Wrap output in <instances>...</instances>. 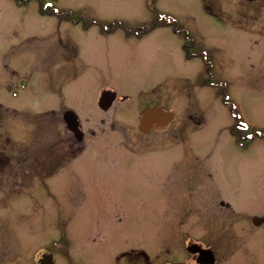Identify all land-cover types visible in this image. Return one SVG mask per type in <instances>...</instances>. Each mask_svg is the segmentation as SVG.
Returning <instances> with one entry per match:
<instances>
[{
	"label": "rangeland",
	"instance_id": "374dc122",
	"mask_svg": "<svg viewBox=\"0 0 264 264\" xmlns=\"http://www.w3.org/2000/svg\"><path fill=\"white\" fill-rule=\"evenodd\" d=\"M37 1L19 6L0 0V133L8 136L0 142L44 148L49 132L62 145L70 133L61 114L70 109L82 122L85 149L56 168L52 192L35 181L37 190L0 211L3 264L15 262L19 237L29 252L47 240H55L57 251L70 243L58 252L59 263L67 254H78L80 263L90 257L105 262L116 248L133 244L179 255L174 249L183 223L193 222L189 230L216 241L221 222L243 223L244 214L264 213V135L239 143L222 101L229 96L245 134L264 131V34L246 36L250 21L240 22L242 28L228 21L238 20L235 9L245 0L54 2L78 14L80 24L40 15ZM258 3L264 14V0ZM156 12L174 16L194 48L206 50L209 67L201 58L184 60L183 38L169 26L139 40L124 33L151 23ZM256 15L253 9L246 14ZM117 22L122 29L111 33ZM105 88L117 98L101 112L97 98ZM153 102L173 111L175 121L140 134L139 110ZM47 110L55 111L52 123L38 115ZM12 184L2 189L14 192ZM201 191L228 203L234 214L222 215L218 206L217 214L198 211ZM259 240L262 251L236 264H264V236ZM240 248L232 254L231 247L218 264H235Z\"/></svg>",
	"mask_w": 264,
	"mask_h": 264
},
{
	"label": "flooded vegetation",
	"instance_id": "af4514ba",
	"mask_svg": "<svg viewBox=\"0 0 264 264\" xmlns=\"http://www.w3.org/2000/svg\"><path fill=\"white\" fill-rule=\"evenodd\" d=\"M259 1L245 0L246 5H241L240 8L235 9V11H240L236 12L238 20L231 18L228 21L232 26L233 22H238L240 25L233 26V28H242L240 22L250 21V26H253L252 29L251 27H247V32L250 34L246 36H251V34H264V31H258L264 25V14L261 12L260 15L259 13L262 5L259 3L255 4ZM205 7H208V4L205 3ZM244 7L246 11L242 10ZM250 9L258 12L259 16L256 15L253 19H249L246 14ZM258 23L260 25H257ZM66 42L68 43V40ZM255 44L258 49L259 44L257 42ZM247 56L249 59H253L252 56L248 54ZM151 105L156 104L154 102L148 103L139 112ZM46 115L50 116L51 123L54 122L55 114L53 111L48 112ZM3 125L2 128H4ZM79 128L82 132L83 127H81V124ZM151 130L155 129L152 128ZM88 132L94 135V131L89 130ZM1 137H4L6 142L8 141L7 135H1L0 133V141ZM83 137L82 140H79L78 133H70L64 144L57 145L54 136L48 132L47 146L39 149L28 147L23 142L15 144L17 145L16 147L12 145L14 148L8 146V143L3 144L0 142V169L4 175L0 176V211H6L9 203L13 205V203L20 201L21 198H25L26 190L30 188L37 190V187L34 185L35 181L42 183V187L44 186V190L46 189L49 194L52 188L51 183L54 184L55 182L56 168L64 164L69 157H74L77 153H81L84 150ZM7 183H13L12 186L14 188L12 190H15L14 192H6L2 189ZM196 201L197 209L199 208L198 211H212L215 214L217 212V208L215 207L218 206V210L221 211L222 215L224 213H228V215L231 213L234 214V212H227V209L230 208L228 203L225 204L214 195L210 196L209 192L201 191ZM185 209L186 207L183 208L184 211ZM188 213H186V217H189L187 215ZM192 223L188 221L180 226L179 233L182 229L185 230L179 236V241L175 244L176 247L174 249L175 252H180L179 255L174 253L170 254V252L163 250V248L161 249V247L156 251V248L153 247L148 249L133 244L116 248V252L111 255L109 260H105V262L98 257H90L88 260L80 263V256L78 254H67L66 256L64 255L63 261L59 263L56 261L58 252H63V247L66 249L70 246V243H65L64 241L66 245L62 243L59 245L60 250L57 251V243L55 240H47L45 244L43 243V248H40L39 244L33 245L29 252V248L22 246L23 243L19 237L15 256L11 258V260L15 259V262L11 264H218L219 262H226L224 256L226 252L230 253L231 247H234L232 254L241 247L240 252L235 255L234 261L236 264L238 259L244 256L255 257L257 253L259 254L262 251V248L258 245L261 243L259 239L264 236V213L244 214L243 223L221 222L222 228L218 229L217 232L220 231L222 235H219L220 238L216 241H213L214 238H210L209 240L206 235L201 233L197 235L193 230H189L188 226L190 224L192 225ZM224 228H226V231H224ZM231 228H234V230ZM159 250L160 253H158ZM0 261V264H3L1 259ZM254 264H257V260H255Z\"/></svg>",
	"mask_w": 264,
	"mask_h": 264
},
{
	"label": "water",
	"instance_id": "95a60500",
	"mask_svg": "<svg viewBox=\"0 0 264 264\" xmlns=\"http://www.w3.org/2000/svg\"><path fill=\"white\" fill-rule=\"evenodd\" d=\"M114 97H115L114 92L106 91V90L102 91L98 100L99 108L102 110H106L110 106L111 102L114 100ZM173 116L174 115L171 112L164 111L157 107H150L144 110V112L142 113L139 120L138 129L139 131L144 133L147 132L151 127V125L153 124L157 127L164 126L168 121H170L173 118ZM63 117L69 123L70 129L74 131L75 128H73V126L75 125L73 122H74V118L76 120L75 115L72 112L67 111L64 113ZM71 123H73V125ZM70 124L72 126H70Z\"/></svg>",
	"mask_w": 264,
	"mask_h": 264
},
{
	"label": "trees",
	"instance_id": "16d2710c",
	"mask_svg": "<svg viewBox=\"0 0 264 264\" xmlns=\"http://www.w3.org/2000/svg\"><path fill=\"white\" fill-rule=\"evenodd\" d=\"M41 14H42V9H40ZM61 19H64L65 21H70L73 24H80V20L82 19L78 14L76 13H71L69 11H63L59 12L57 14ZM163 26H169L175 33H183L182 28L179 26V24L174 21L173 18H170L168 16H162V17H155L153 21L149 24L142 25L141 27H138L136 29H128L123 28V31L127 34H147L150 31L154 30L157 27H163ZM84 29H86V26H83ZM103 28V27H102ZM117 28L122 29V24L120 23H114L113 26L111 27L110 31H113ZM108 30V29H106ZM105 30V31H106Z\"/></svg>",
	"mask_w": 264,
	"mask_h": 264
}]
</instances>
